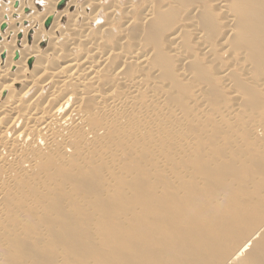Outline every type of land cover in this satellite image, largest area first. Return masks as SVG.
I'll use <instances>...</instances> for the list:
<instances>
[{
    "label": "bare ground",
    "instance_id": "6f19581e",
    "mask_svg": "<svg viewBox=\"0 0 264 264\" xmlns=\"http://www.w3.org/2000/svg\"><path fill=\"white\" fill-rule=\"evenodd\" d=\"M61 1L65 2V6L63 9L57 10V5ZM103 1L104 0H84L82 2L81 0H5L4 2L0 0V27L2 24L6 25L3 30L0 29V207L5 202V199H7L11 193L15 192V189L19 190L30 185L29 182L31 181L32 176L37 177L38 180L37 187L39 188H36L35 186L34 189L36 191L37 189L42 190L43 194L45 193L46 199V192L48 194L50 190L46 188L45 183L48 185V183L52 184V182L57 181L53 176L54 174H52V172L50 174L49 171L52 168L55 169L57 166L63 167L72 164L69 166V168L61 170L62 172L57 170L56 173H58L57 175H60V178L65 179L74 190L75 188L83 186H96L94 192L90 196L91 198H89L90 201L87 204L84 203V206L87 205L86 210H91L93 213L92 215H94L96 219L106 217V224H99V228L94 224L97 227L101 237L103 236L106 229L110 228L108 226V222L111 221L112 216L102 215V212H105V210L109 208V205L99 211L94 209L98 199L102 201L108 200V202H113V200L120 198V201H118L119 204L121 203L122 211V204H124V200L128 198L127 195L125 197L123 193L126 194V192L130 189L131 190L128 191V193L132 191L133 194H137L139 192L147 194L151 191L152 197L157 198L158 200L150 197L145 200L137 198L131 202L130 205H127L126 207H124L125 204L123 205L124 213H121L122 215L120 217L123 216L125 219L128 217V222L126 223L124 219L126 224H121L119 222L120 225L123 227L127 226V228L131 226L141 228L144 224V221L139 217L147 210L158 209L154 212L155 217L148 216V218H150L152 221L158 222L160 226L161 224L164 226H172V228L169 230L171 233L176 230H190V232H187L182 238L187 242L181 243L177 241L176 245H184L186 251L191 252L194 241L197 238V234L192 232V223L185 221H175L172 219L171 213L167 211L160 213V210H167V207L171 205L167 200L161 199L165 191H170L171 195L173 192L172 197L174 198L183 199L184 191L186 190L188 182L192 183L193 186H197L218 177H225L226 180H229V175L213 172V170H217L222 167L223 163H220L221 167L220 164L217 163V161L221 162V158H217V160L207 158V160L204 161V165H202L200 160L195 162L193 161V163H198L199 166H202L199 167L198 165L195 166L194 164L193 166L186 167V163L188 162L185 160L190 155V152L189 150H183L187 149L185 147L187 140H181V143L178 140L176 141L179 142V144L177 143L176 145L177 148L173 149L171 147L172 152L169 153L170 158L167 163L162 161V155V159L158 158L156 163L154 162L155 165L152 168V172L155 174L154 177L152 176L153 174L147 177L149 171L148 173H145V171H143V167L136 169L134 168L136 174L140 175L144 180H139L141 178H136L134 180V184L130 185V183H126V179L125 182L120 177L115 179H118V182L119 180L124 181L122 182V185L119 186L115 183L116 181L114 183L112 181L113 184L111 186V181H107V177H109L111 172H115L118 169L120 161L118 162L116 160L115 162L113 160L114 162L110 163V157L122 156L118 153L117 149L120 148L117 146L118 143L116 142L122 143V145H125L126 148L127 146L130 147V142H144V145H149V143L153 142V139L155 138L154 144L149 145L151 148H154V152L159 140L162 141L163 134L161 133V124L162 122L164 124V121L160 122V119H157V115L158 113H166V111L169 110L172 102L169 101L170 94L167 98L168 101L166 100L167 90L172 91L174 87L176 88L174 76L169 71L167 62L170 63L171 60V63H173L174 61L176 64L175 70L178 77L181 79V81L184 80L187 82L188 80H192L197 69L194 68L195 63L192 60L193 57L196 56V58H203L204 62L208 64V66L210 63V65H212L213 62L215 65L217 63L218 66V60H214L216 57L214 54L215 52L217 53L218 51L216 59H218L219 56V60L221 57L224 59H230V57H232L233 59L235 52H231L232 49L228 42H221V44L218 45V50L215 51L214 48L217 46L213 47L209 45L211 42L206 44L205 41H203L206 39V30H209L207 27H205V25H211L209 21L207 22L208 24L206 23L205 18L207 16L204 17V14H202L204 4L196 2L189 3V0H159L161 5L157 6L159 8H155L156 4H154V2L157 3L158 0H113V2L111 0L110 4H105ZM207 1H210L212 15H214L216 19L222 20V22L225 24V28H227L225 29L227 35L233 36L235 38L237 36L239 39L244 40L245 43L249 42V45L246 43L247 46L251 48L250 52H248L249 61L248 59L245 61L250 62L251 60H257L262 62L261 58L264 56V0H204L203 2H206L205 10H207V7L209 6ZM16 3L17 6H15ZM137 6L139 7L138 10ZM180 8L183 11L182 13H184V18L182 17L183 19L181 23L176 25L175 28H166L168 25L165 24L168 22V20L170 19V22L172 21L171 13H173V10H180ZM212 15L210 14V17ZM100 16H104L105 20L103 19L102 21V19H100L102 22L101 24H98ZM48 17H51V21L49 26L45 27L44 24ZM178 20L179 18H177L176 21ZM237 20L239 21L238 25L236 24ZM173 24L175 23L173 22ZM93 26H95V28H93ZM185 31L195 38L193 41L194 48H192V43L189 44L191 45V47H189L190 49L188 48L189 51L192 48L191 51L194 53L193 55L191 54V51V53H189L187 48L186 50L184 49L185 46L183 44L186 39H183L184 35L182 34L186 33ZM160 38L165 41L166 46L164 49L160 48L159 46L161 45L160 43L163 42H160ZM186 42L188 43L189 40ZM43 43H45V47L42 48L40 45ZM243 53L238 54L240 58L239 60H241V62L244 56L247 57V52L245 53L246 55ZM223 58L221 59L223 60ZM239 60L237 61L238 64H240ZM191 61L194 63L193 66ZM245 61L242 65H240V71L243 74V79L248 82V80L252 79L250 78L252 71L248 69H250L249 66H252L253 64L250 63V65H248ZM29 62H31L30 66ZM236 64L237 63H235V65L231 66L230 68H228V65L227 68L225 66V69H223V67L216 68L219 71L222 89L226 90L230 101L234 103L231 111L225 108L226 111L229 112L224 111L223 116L217 114L218 111L216 112V115L213 116L219 117V119H222V121L224 120L223 118H230L231 114L239 111L241 105L240 101H242L243 98L240 91L238 92L236 89H234L235 86L233 87V85L236 84L232 83L230 80L231 71L233 72ZM189 65H191L193 69H189ZM202 67L204 69V66ZM202 67L199 68L202 69ZM261 67L264 68L263 63L261 64ZM197 77L200 78L201 75L200 77L199 75ZM203 80L201 81L203 82ZM259 86L261 87L260 89H264V84H259L257 88ZM208 87L210 88L211 85ZM213 87L214 86H212V90ZM207 89L208 88L205 84V81L204 84H196V86L193 88L195 94L194 96H190V98L193 96L192 102L195 104L196 109L200 111V119L203 115H207L209 110L207 108L209 103L211 104V102L207 100L209 97L206 98L207 96L205 95V92L209 91V89ZM182 97L181 99H183ZM166 102L167 105H170V107L165 104ZM168 102L170 103L168 104ZM176 106L178 105L176 104ZM210 107L211 106H209V108ZM173 110L171 112L173 113V116L177 115L179 118L181 111L177 112L176 110L175 113L177 114L174 115ZM178 110H181V108ZM169 115L170 113L168 116ZM178 118L177 121L182 119ZM204 124L206 123L204 122ZM201 125L203 124L201 123ZM168 126L170 127V125ZM254 128L255 129L251 132L253 136L255 135V138H259L262 135L259 133L261 132L260 129L262 128ZM218 129L222 132L220 133V131L217 130L219 132L218 134L223 136L222 134L225 133V131H223L224 129ZM212 132L216 133L213 130ZM184 133L186 134V132ZM176 134H178V132H176ZM229 135L231 136V134ZM202 136H204V134H202ZM187 138L191 141V138L193 137L189 136ZM225 140H227V138ZM220 141L221 145L222 140ZM232 142L235 143L234 141ZM171 143L174 144L172 140ZM162 146L163 145L160 147L159 143V149H161ZM236 146L238 147V145ZM132 147L134 148L133 144ZM232 147L233 146L230 145V148ZM104 148H107V150L109 148L117 149H113L112 151L114 152V155H112V152H110V156L108 155L109 150L108 152L107 150L102 151ZM135 148H137V151L141 149H138L136 146ZM171 148L169 147V149ZM90 149H92L91 153L95 154L97 157L96 159L92 160L93 164L97 165L98 163H104L108 169V171L105 170L108 173L104 175L106 177H104L103 182H101L100 189L99 177L96 178L94 176V184H91L90 181V179H94L90 176L93 174L94 169L92 170V173H90V170L87 171L88 168L85 170L86 168L84 169L81 167V165L83 166L85 161L84 159L87 157V152ZM115 153H118V155H115ZM158 153L157 155L160 156V153ZM181 153H184V155L181 156ZM154 154L156 155L155 152ZM175 155H177V160L174 158ZM221 155L223 156V152ZM140 156H142L141 153ZM185 156L186 158H184ZM78 159L80 160V163L77 162ZM204 159H206V157ZM183 160L184 163L182 164L181 161L183 162ZM71 161L72 163H70ZM255 170L261 175L264 174L263 171H261V173L259 169L255 168ZM73 171L75 172L73 173ZM130 173L131 172H129V174ZM132 174H134V172ZM252 174H254V172H252ZM98 176L102 177L103 174L99 173L98 171ZM253 179L254 177L252 180ZM249 182L250 181H248V183ZM56 183H58V181ZM259 183H257L258 187L256 186L257 184L255 185L257 188H259ZM146 184H149L151 187L145 186ZM102 187H106L107 189V195L105 196L103 193L105 194L106 192H103ZM246 187H249V184ZM252 188H254V186H252ZM20 192L22 193V196H24L23 190ZM31 193L32 192H30V194ZM22 196L19 195L20 200H23L24 203L29 202V196ZM33 196L36 198L38 195L36 192H33ZM50 196H52L51 192ZM38 197L39 199L41 198L40 196ZM38 197L36 200H38ZM211 199L208 197L205 202L210 203L209 200L211 201ZM42 200L44 201L43 205L45 207L46 200ZM80 200H82V198ZM213 200L214 199H212V201ZM13 201L15 202V200ZM43 201L41 203H43ZM185 202L188 203V205L191 203L190 200H185ZM6 203L7 202H5V206ZM31 203L34 205V201H31ZM37 203L38 201L36 204ZM9 205L10 204H8V206ZM11 207L12 206H10L9 210ZM44 207L41 209L44 210V212L49 213H47V215L43 218L42 224H44L45 227H50L51 225L53 226L54 219L50 218V214L53 212L49 211L47 206L45 208ZM36 210H38V208ZM88 211L85 212L83 210V215L85 216L84 220L90 221L91 224L88 223L90 224L88 227L93 228L92 220L95 221V219H91V216V220L87 219ZM3 213L4 211H0V220L2 219L0 224L3 226L0 227V235L3 232L2 230L5 228L4 224H7L8 217L6 215L7 213L5 212L4 214L6 216L2 218L1 215H4ZM76 214L77 212L73 215L76 216ZM55 216L57 217L58 214L53 213V217ZM120 217L118 216V218ZM203 219L206 222L208 228L207 233L212 232L214 230V215L209 216L204 214ZM8 224H11L9 220ZM244 225L245 224H242L239 226V228H243ZM18 228L21 229L20 226H18ZM41 229L42 227L40 228V231ZM65 229L66 228H64V230ZM80 230L82 229L80 228ZM78 232H83V230H75V228L73 229L72 225L70 229H67L69 236L67 238H63L65 240L60 241V237L56 236L55 238L50 234V243H52L54 246L53 243L57 242V245H60L61 248L64 249L63 251H66V253H69L72 256L74 255V250L69 248L65 243L69 240V245H75L76 242L70 240V238L73 236V233L75 235ZM28 233L29 232H27V235L30 234ZM153 236L165 237L163 233H154ZM47 237L48 233L46 235V238ZM96 238H99V236ZM96 238L95 240L97 241ZM128 238H131L129 233L127 239ZM45 239L44 241H41V243L43 242L42 247H44V243L46 247L47 241L45 242ZM247 239L249 240V238ZM247 239L244 240L245 243H247ZM251 239H254V237ZM251 239L249 240L250 242ZM41 243L36 242L37 247H32L29 250V252H31L30 255L22 254V251H25L27 248L26 239L18 240L14 243L20 245H11L9 248H7L11 253V258H15L20 264H24L28 259L31 260L32 264L33 261L39 260L38 254L44 255V249L40 248L42 252L39 249V247H41ZM2 245L4 244L2 243ZM140 247L141 246H139L135 240L129 241V248L131 250L136 251ZM3 249L6 248L4 247ZM45 250H47V248H45ZM5 251L7 253V250ZM8 254H6V256ZM60 260H62V258ZM152 261L151 255L147 254L139 259V264H155ZM55 262L57 261L55 260ZM123 262L124 264H134L133 262L129 263L124 260Z\"/></svg>",
    "mask_w": 264,
    "mask_h": 264
},
{
    "label": "rangeland",
    "instance_id": "374dc122",
    "mask_svg": "<svg viewBox=\"0 0 264 264\" xmlns=\"http://www.w3.org/2000/svg\"><path fill=\"white\" fill-rule=\"evenodd\" d=\"M2 1L5 2V0H2ZM82 1H84V0H81V2ZM154 1H156V0H154ZM203 1L204 0H189V3L190 2L191 3L196 2V3L204 4V6H203L204 9H203L202 14H204L203 15L204 17L207 16L205 18L206 23L208 21L211 23V25L206 26L205 21H204L205 27H207V29H209V30H206V34H207L205 36L206 39L203 41H205L206 44H209L211 42L209 45H211L213 47L217 46L216 48H214L215 51L218 50V47H219L218 45H220L221 42H228L229 46H231V49H232L231 52L232 53L235 52L233 55V57L235 59L234 58L232 59V57H230V59H228V58L224 59L223 57L220 56L221 58H223V60L220 58V60H221V62H220L219 56H218V59H216L218 51H217V53L213 52L216 55V57L214 56L215 57L214 60H216V61L218 60L217 61L218 66H217V63L215 65L214 62L212 65H210L211 64L210 63L208 66V64H206L204 62L203 58H201V57L196 58V56H195L192 58V60L195 64L192 61H191V64H192V66L194 64L195 65L194 68L195 69L197 68V69H196V73H195L194 77L192 78V80L191 81L188 80L189 82L188 81L186 82L184 80L181 81V79L178 77L176 70H175L176 64L174 61H173V63H171V60H170V63L167 62L169 71L174 76V82H176V88L174 87L175 89L173 88V90L169 88L172 91L167 90L166 100L168 101L167 98H168V95L170 94L169 95V98H170L169 101L172 102L171 107H170V105H167V102L165 103L167 106H169L171 108V109L169 108V110L166 111V113L168 112L167 116H166V113H163V114L158 113V115H157L158 116L157 119L158 120L160 119V122L164 121V124H163V122L161 124V127H162L161 133L163 134L162 135L163 136L162 141L159 140L158 145H157L158 147L156 146L155 151H154L156 153V155L153 152L154 148H151V146H149V145L154 144L155 138L153 139V142L149 143V145H147V144L144 145V142L143 143L130 142L129 143L130 147L127 146L125 148V145H122V143H120V142H116V143H118L117 146H119L120 149H117V148L110 149L109 148L108 149L109 152H108L107 148L102 149V151L107 150V152L109 153L108 155H110V156H111L110 152H112V155H114V152L112 151L113 149H117L118 153L122 155L120 157H118V156H113V157L111 156L110 157V163H112L114 161L116 162V160L118 162L120 161V165L118 166V169L115 171L116 173L111 172L109 175V177L111 176L112 178L107 177L108 178L107 181H111L110 182L111 184L109 183L111 186L115 181H116L115 183L120 186V185H122V182L125 181V179L127 180V182L126 181L125 182L130 183V185L134 184V182H135L134 180L136 178L137 179L141 178L139 180H144L140 175L136 174L134 168L136 169V168L143 167V171H145V173H148V171H149L147 177L151 176L154 173V172H152V168L154 167L157 159L158 158L162 159V157H163L162 161L167 163V161H169V158H170L169 153L172 152V148L173 149L177 148L176 145H177V143L179 144V142L181 143L182 142L181 140H183V141L187 140L186 146H185L187 149L183 148L186 150H183V149L182 150L183 151L189 150V152H190V155L188 156L189 158L187 157V159L185 160L188 162V163H186V167L193 166L194 164H195V166L198 165V163H193V161L195 162L197 160H200L202 165H204V161H206L207 158L208 159H216V160H217V158H221V160H220L221 162L217 161V163H219V164L225 163V164L224 165L222 164V167L220 164L221 168L217 169V170H213V172L214 173L227 174L230 177L229 180H226L225 177H218V178H213V179L203 183L202 185H197V186H193L192 183L188 182L186 190L184 191V198L183 199L172 197L173 192L171 195L170 191H165L163 196H162V199H161V200H167L168 202H170L171 205L167 207V210H164V209L160 210V213L167 211V212L171 213V217L175 221H185V222L192 223V225H193V228H192L193 231L192 232H195L197 234V238L194 241L191 252H187L184 245H176L177 241L181 242V243L187 242L182 238L184 237V235L187 232H190V230H183V231L176 230L173 233H171L169 230L172 228V226H164L162 224L160 226L158 224V222L152 221L150 218H148V216L155 217L154 212L158 209L147 210L143 215H141L139 217L141 220L144 221V224L141 228H137V227H133V226L127 228V226L123 227L120 225V223L121 224L125 223V221H126V223L128 222V217H126L127 219H125L123 216L120 217L124 213L123 208L126 207L127 205H130V203L133 202L135 199L140 198V199L145 200L148 197H150V198L158 200L157 198L152 197L151 191L147 194H145L143 192L133 194L132 191L130 193H128V191L131 190L130 189L126 192V194L123 193V195H125V197L127 195L128 198L125 199L123 202L125 205L122 204V211H121V203L119 204L120 198L117 197L118 198L117 200H113L114 203L108 202L107 199H106L107 201H102V200L98 199L96 205L94 206V209L99 211V210L106 208L109 205V208L111 210L108 208L107 210H105V212L104 211L102 212V215L103 216L111 215L113 218V220L111 218V221L108 222V226L110 228L106 229L103 236L101 237V235L99 234V232L97 230V227L99 228V224L100 225L106 224V222H107L106 217L96 219V217L94 215H92L93 213L91 210H89V211L86 210L87 205L84 206V203L87 204L90 201L89 198H91L90 196L94 192L96 186L95 185L83 186V187L75 188V190H74L66 182L65 179L60 178V175H57L58 173H56L57 170L61 171V170L69 168V166L72 165V164H70L68 166H63V167L57 166L55 169L52 168L49 171L50 174H51V172H52V174H54L53 176L58 181V183H56L57 181H54V182H52V184L48 183V185H47V183H45L46 188L48 190H50L52 196H50V192H48V194L46 192L47 196L45 199V193L43 194L42 190L37 189V191H38L37 192L34 189V187L36 186V188H39V187H37L38 186L37 185L38 180H37V177L32 176L31 181L29 182L30 185L23 187L22 189L18 188L19 190L15 189V192L11 193L9 195V197L7 199H5V202H7L6 206H5V202L3 201L4 203H3V205H1L0 211H4V213L6 212L7 213L6 215L8 217H7V224L3 223L5 225V228L2 230L3 232L1 231L2 234L0 235V239H1L0 242H2L4 244V245H2V243H0V257H1L0 258V264H20L19 262L16 261L15 258H11V253H10V251H8L9 250L8 248L11 245H20V244H14V243L18 240L26 239L27 240V248L25 249V251H22V254L30 255L31 252H29V250L32 247H37L36 242L41 243V241H44L47 233H48L49 238L47 237L45 239V242L47 241L46 247H45V243H44V247L47 248V250H45V248L42 247L43 246V242H42L40 244L41 247H39V249L40 248L44 249V255L38 254L39 260L33 261L32 264H124L123 260L127 261L129 263L133 262L134 264H139L140 263L139 259L141 257L147 255V254L151 255V260H153L152 262L155 264H195V263H198V264H264V215H263L264 214V174L261 175V174H259L258 171L255 170V168H256V169H259L260 172L263 171V173H264V89H260L261 88L260 86L257 88V86L259 84H262V85L264 84V71H263L264 68L261 67L262 63H263V67H264V56H262L263 59L261 58L262 62L257 61V60L256 61L251 60L250 62L245 61L246 59H248V61H249V57H248L249 53L248 52H250V50H251V48H249L247 46V44L249 45V42H246L247 43L246 44L244 40L239 39L237 36L235 38L233 36L227 35L226 31H225V29H227V28H225V24L222 22V20L216 19L214 17V15H212L210 1H207L208 5H209L207 7L208 8L207 10H205L206 9V7H205L206 2L204 3ZM110 2H111V0H104L103 1V3H105V4H107V3L110 4ZM112 2H113V0H112ZM154 4H156L155 8L157 6L161 5L159 3V0L157 1V3L154 2ZM138 6H137V10L139 8ZM157 8H159V7H157ZM165 10H166V8H165ZM174 11H175V13H174ZM210 11H211V13H210ZM182 12L183 11L181 10V8H180V10L179 9L173 10V13H171V18L175 24H173L172 21L170 22V19H169L168 22L165 24V25H168V27L166 26V28H169V27L175 28L176 25L181 23L182 19L184 18L183 17L184 13H182ZM209 13L212 15L211 16L212 18L210 17ZM101 17L102 16L99 17L98 24H101V22L105 18L104 16L102 18ZM177 18H179L180 21L179 20L176 21ZM209 18H211V19H209ZM100 19H102V21ZM211 20H214V21H211ZM169 22H170V24H169ZM236 24L237 25L239 24L238 20H237ZM241 26H242V24H241ZM217 27H218V29H217ZM93 28H95V26H93ZM187 32L182 34V35H184L183 39L184 40L186 39L184 41V44H183L185 47L184 46L183 47L185 50L187 48V50L189 51V49H190L189 47H191V45H192V48H194L193 41L195 38H193V36ZM160 39H161L160 42H162L163 41L162 38H160ZM188 40H189V42L187 43L186 41H188ZM45 43L41 44L40 47H42V48L45 47ZM162 43H160V44L163 46H161L159 44L158 45L160 46V48L164 49V47L166 46L165 41H163ZM236 43H237V45H236ZM189 44H191V45H189ZM238 46H239V48H238ZM192 48H191V50H192ZM159 50H161V49H159ZM190 51H189V53L192 52V51L191 52ZM241 53H243L244 55L247 54V57H248L247 58L246 56H244L242 58L243 59L242 62H241V60H239L240 58L238 55ZM191 54L193 55L194 53L192 52ZM196 59H197V61H196ZM238 60L240 61L239 62L240 64H238V62H237ZM244 61L247 62L248 65H250V63L253 64L252 66H249L250 69H248V70H251L252 72L251 71L250 72H251V74H253V75L250 74V76H251L250 78H252V79L248 80V82H246V80L243 79V74L240 71V65H242ZM232 62H234V63H232ZM253 62H255V63H253ZM259 62H261V63H259ZM235 63H237V64H236V67H234L233 72L231 71L230 80L232 81V83L236 84V85H233V87L235 86L234 89H236L238 92L240 91L241 96L243 97L242 101H240V104L241 105L243 104L242 105L243 107L240 105L239 111H241V112L238 111V112H236L237 114L234 112L233 114L230 115L231 119L229 117H225V118H223L224 120L222 121V119H219V117H213V116L216 115L217 111H218L217 114H220L221 116H223V112L226 111V109L231 111L234 103L230 101V99L228 97L229 95L226 92V90L222 89L219 71L216 68L217 67H219V68L223 67V69H225V66H226V68L228 66H229L228 68H230L231 66H234ZM30 65H31V62H29V66ZM177 65H178V62H177ZM258 65H260V66H258ZM202 66H204V69ZM199 67H202V69ZM189 69H193V67H191V65H189ZM174 74H176V75H174ZM196 75L197 76L199 75V77L201 75V77L198 78ZM261 75H262V77H261ZM209 77H210V79H209ZM200 79L201 80L204 79L203 82ZM204 81H205V84L207 85V88L210 91V92L206 91L205 95L207 96L206 98L209 97L207 100L209 102H211V104L209 103V106H211L212 108L211 107L209 108V106H208L207 109H209V110H208L207 115H203L202 118L200 119V116H199L200 111L198 109H196L195 104L192 102L193 96L195 94L193 88L196 86V84H204ZM178 82H180V83H178ZM200 82H202V83H200ZM252 82H254V83H252ZM256 82H258V83H256ZM244 83H245V85H244ZM209 85H211L210 88L208 87ZM219 85H220V87H219ZM212 86H214L213 90H212ZM204 87H205V85H204ZM180 88H181V90H180ZM214 88H215V90H214ZM177 89L179 92L177 91ZM242 89H243V91H242ZM192 91H193V93H192ZM217 94H218V96H217ZM191 95H193V96L190 98ZM244 96H245V99H244ZM172 97H174L175 99ZM181 97L183 99H181ZM246 97H247V99H246ZM254 97H255V99H254ZM222 98H223V100H222ZM190 100L194 106L192 105ZM174 101H176V102H174ZM178 102H181L182 104L178 103ZM169 103L170 102H168V104ZM175 103L178 106H176ZM220 103H222V104H220ZM244 103H245V105H244ZM180 106H182V107L184 106V107L182 108ZM187 106H188V108H187ZM172 107L174 110L172 109ZM217 107L219 110L217 109ZM180 108H181V110H178ZM194 108H195V110H194ZM167 109H168V107H167ZM172 110L174 111V115L177 114V113H175L176 110H177V112L181 111L182 115L180 113H178V114H180L179 118H182V119H179L177 115L173 116V113H171ZM183 111H184V113H183ZM194 111H196V112H194ZM209 111H210V113H209ZM229 111H226V112H229ZM169 113H170L171 117H170V115L168 116ZM176 116L179 119V121H177ZM215 119H216V122H215ZM218 119L220 120V124H219ZM170 120L171 121L174 120V121H172L173 124ZM181 120H182V122H181ZM204 122L206 124H204ZM198 123H199V125H198ZM201 123L203 125H201ZM178 124H179V126H178ZM258 124H259V126H258ZM168 125H170V127ZM254 127H258V128L261 127L262 128V129L259 128L261 130V132H259V133L262 134L259 138L258 137L255 138V135L253 136V134L251 132L255 129ZM218 128H220V129L222 128V130L224 129L223 131H225V133L222 134L223 136H221V134H218L219 133L218 131H220ZM226 129H227V131H226ZM210 130H211V132H210ZM212 130L214 132H216L218 130L216 132L217 137H216V133H213ZM208 131L211 134H209ZM176 132H178V134H176ZM184 132H186V134ZM220 133H222V132L220 131ZM202 134H204V136H202ZM229 134H231V136ZM213 135H214L215 139H214ZM225 135H228V136H225ZM247 135L250 137H248ZM147 136H149V135H147ZM173 136H175V137H173ZM189 136L193 137V138H191V141H190V139L187 138ZM226 138L228 141L225 140ZM192 139H194V140H192ZM167 140L169 141L170 144L168 143ZM171 140L175 145L171 143ZM178 140H179V142H176ZM211 140L213 143L211 142ZM220 140H222L223 145L222 144L220 145V143H221ZM232 141H234L235 143H233ZM187 142H188V145H187ZM217 142H219V143H217ZM231 142H232V144H231ZM244 142H245V144H244ZM257 142H258V145H257ZM159 143H160V147H161V145H163L161 149H159ZM132 144H133L134 148L132 147ZM229 144L231 146H233L234 148L233 147L230 148ZM261 144L263 145V147ZM236 145H238L239 148ZM135 146L138 147V149H140V148L141 149L139 151H137V148H135ZM228 146H229V148H228ZM241 146H242V148H241ZM131 147L136 151H134ZM169 147L170 148L172 147V148L169 149ZM221 147H223V148H221ZM91 151H92V149H90L87 152V157H85V159H84L85 161L83 163V166L81 165V167H83L84 169L86 168L85 170H87V168H88L87 171L90 170V173H92V170L94 169L93 174L90 175L94 179H90V181H91V184H94L95 177L96 178L99 177L100 178L99 189H100L101 182H103L104 177H106L104 175L106 173H108L105 170L108 171V169L106 168V165L104 163H100V164L98 163L97 165L93 164L92 160L96 159L97 157L95 156V154L91 153ZM157 151L160 153V156L157 155V153H158ZM202 151H203V153H202ZM162 152H163V154H162ZM222 152H223V156L221 155ZM118 153H115V155H118ZM140 153L142 154V156H140ZM184 153H181V156H183ZM208 153L211 155H209ZM161 155H162V157H161ZM197 155L199 156V158ZM176 156L177 155H175V157H174L175 160L178 159V158L176 159ZM48 157H49V155H48ZM205 157H206V159H204ZM90 158H92V159H90ZM111 158H112V160H111ZM184 158H186V156ZM239 161H240V163H239ZM77 162L80 163V160L78 159ZM70 163H72V161ZM88 163H89V165H88ZM181 163L183 164L184 160H183V162L181 161ZM86 165H87V167H86ZM201 166H199V167H201ZM131 169H133V170H131ZM98 171H99V173L103 174L102 177L98 176ZM132 171L134 172V174H132L133 173ZM74 172L75 171H73V173ZM129 172H131V173L129 174ZM252 172H254L255 175L252 174ZM154 175L155 174H153L152 176L154 177ZM120 177L124 181L119 180V182H120L119 183L117 181L118 179H115V178H120ZM253 177H254V179L252 180ZM112 181H113V183H112ZM248 181H250V182L248 183ZM245 183H246V186H248V184H249V187H246ZM257 183H259V188H257L258 187ZM107 184H108V182H107ZM251 184H252V186H254V188H252ZM145 186L151 187L149 184H146ZM250 186H251V188H250ZM32 188H33V190H32ZM102 188H103L102 189L103 192H106L105 194L103 193V195L104 196L107 195L106 187L105 188L102 187ZM251 189H255V190H251ZM21 190H23L24 196H22V193L20 192ZM30 192H32V193L30 194ZM33 192H36V194L41 197L40 198L41 200L39 199L38 196H36V198L38 197V200H36L35 196H33ZM25 194L27 196H29L28 201L30 203H31V201L32 202L34 201V205L32 203L30 204L29 202L24 203L23 200H20L19 195H21L22 197H25L26 196ZM77 194H81V195H77ZM103 195H102V197H103ZM86 197H88V198H86ZM208 197H210V199L212 198L214 200L213 201H212V199H211V201L209 200L210 203L205 202ZM14 198H16V199H14ZM81 198H82V200H80ZM42 199L46 200L45 207L47 206L49 211H52L53 213L58 214L57 217L56 216L53 217V213L50 214V218L54 219L53 226L51 225L50 227H45L44 224H42L43 218L47 215V213H49V212H44V210L41 209L42 207H44V205H43L44 201ZM13 200H15V202ZM185 200H190L191 203L188 205V203H186ZM37 201H38V203L36 204ZM42 201H43V203H41ZM8 204H10V205L8 206ZM19 205H20V207H19ZM123 205H124V207H123ZM10 206H12L11 207L12 210L11 209L9 210ZM115 206H116V208H115ZM37 208H38V210H36ZM83 210L85 212L88 211V213L91 214V215H89L87 213V215H88L87 219H89V220H91L92 218L95 219V221L92 220V227L95 228L97 226L95 229L88 227V225L90 226L91 222L88 220H84L85 216L83 215ZM76 212L78 215L77 214H76V216L73 215ZM29 213H30V215H29ZM104 213H106V214H104ZM118 214H120V215H118ZM204 214L209 215V216L214 215V221H213L214 230L210 233H207L208 228H207L206 222L203 219ZM6 215L5 214L1 215V217L4 218ZM22 215H24V216H22ZM116 215H118L120 218H118V216H116ZM90 216H91V219H90ZM116 218H118V219H116ZM124 219H125V221H124ZM1 220H0V222H1ZM8 220L11 224H8ZM93 221H94V223H93ZM88 223H90V224H88ZM242 224H245L244 227L239 228V226H241ZM8 225H11L12 227L8 226ZM37 225L40 227H38ZM72 225H73V229L75 228V230L78 229L79 231L83 230V232H78L75 235L73 233V236L70 238V240L76 242L75 245H72V246L69 245V243H70L69 240H68V242L65 243V244H67V246L69 248L74 250V253H73L74 255L71 256L69 253H66V251H63L64 249H62L60 245H57L58 244L57 242L53 243L54 246L52 245V243H50L51 242L50 234L53 235L55 238H56V236L60 237V241L65 240L63 238H67L69 236V234L67 233V229H70V227ZM6 226H8V227H6ZM14 226H15V228H14ZM18 226H20L21 229H19ZM0 227H3V226H1V224H0ZM41 227H42V229H41L42 233L40 231ZM64 228H66V229L64 230ZM80 228L82 230H80ZM16 230H18L19 232ZM27 232H29L30 234L28 233L29 235H27ZM124 232H125V236H124ZM6 233L8 236L9 235L10 236L8 237L6 235ZM128 233L131 235V238L127 239ZM154 233H163L165 235V237L153 236ZM90 234H91V236H90ZM27 236H28V238H27ZM95 236L96 237L99 236V238H96ZM4 237L7 239H5ZM10 237H12V238H10ZM253 237H254V239H251ZM16 238H18V239H16ZM95 238L97 239V241L95 240ZM247 238H249V240L251 239V242ZM245 239L248 240V241H246L247 243L244 242ZM130 240H135L139 244V246H141V247L136 251L131 250L129 248V241ZM48 242L50 243V245ZM4 247L6 249H3ZM41 249H40V251H41ZM5 250H7V253ZM6 254H8V255L6 256ZM5 256H6V258H5ZM8 256H9V258H8ZM61 258H62V260H60ZM63 258H64V260H63ZM55 260L57 262H55ZM24 264H31V260L28 259L27 262H25Z\"/></svg>",
    "mask_w": 264,
    "mask_h": 264
},
{
    "label": "water",
    "instance_id": "95a60500",
    "mask_svg": "<svg viewBox=\"0 0 264 264\" xmlns=\"http://www.w3.org/2000/svg\"><path fill=\"white\" fill-rule=\"evenodd\" d=\"M65 2L64 1H61L58 5H57V10H61L64 6ZM15 6H17V3L15 4ZM50 21H51V17H48L47 20L45 21V24L44 26L45 27H48L49 24H50ZM6 27L5 24H2L0 29L3 30L4 28Z\"/></svg>",
    "mask_w": 264,
    "mask_h": 264
}]
</instances>
